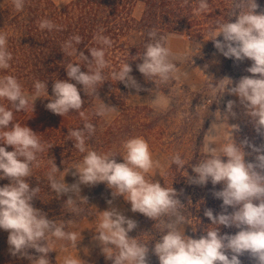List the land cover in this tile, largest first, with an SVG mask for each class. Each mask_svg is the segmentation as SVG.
I'll return each mask as SVG.
<instances>
[{
    "label": "clouds",
    "instance_id": "1",
    "mask_svg": "<svg viewBox=\"0 0 264 264\" xmlns=\"http://www.w3.org/2000/svg\"><path fill=\"white\" fill-rule=\"evenodd\" d=\"M188 3L189 0H184L181 6ZM13 6L16 11H22L24 0H13ZM258 9L260 5L257 0H231L224 18L208 26L206 41H212L220 54L236 62L251 61L246 69L251 75L242 76L235 83L227 77L213 80L208 87L217 94V99L225 92L238 97L255 131L264 137V10ZM211 11L209 0H198L193 7V14L198 17ZM61 27L50 19L39 22L41 30H60ZM103 31L99 29L94 39L97 44L110 48L112 41L102 35ZM172 36V33L161 34L156 29L150 30L144 52L133 59L142 61L136 66L138 71L146 80L155 83L152 104L160 110H166L171 105V99L160 93L158 85H168L186 76L178 64L193 63V57L201 51V44L193 42L182 52H173L169 46ZM218 37H222V40ZM81 43L82 38L76 35L62 45L64 54L75 55L80 62L66 65L67 79L54 81L51 96L45 82L37 80L34 91L28 95L16 77L5 75L0 78V100H7L11 104V108L0 104V180L9 181L0 186V229L8 232L7 243L11 255L26 257L32 264H50L48 254L55 250L57 241L77 248L82 239L81 233L65 230L66 222L49 219L32 203L40 188L30 187L28 178L34 167H40L38 154L53 145L42 143L39 135L30 127L13 123L14 111H28L29 108L34 111L37 98H45L49 101L45 107L53 114L64 117L70 112H78L85 120L82 128L72 129L67 135L74 148L84 154L82 160L64 169L65 174L61 179L56 177V173L61 171L54 158L49 160L51 167L47 180L57 198L67 195L65 205L71 212L79 214L83 211L79 207L80 202L87 203V198L80 196V186L91 187L103 183L112 190L113 197L122 196L130 203L132 212L155 221L159 229V238L153 237L146 243L129 236L138 226L134 219L115 208L99 212L94 239L112 264H149V243L153 245L151 252L158 257L159 264H242L240 258L245 254L252 264H264V144L255 146L246 138L239 143L235 139L234 133L239 131V126L229 125L228 120L236 116L233 110L236 101L228 100L224 113L217 111L218 116L214 113L215 120L203 136L201 159L190 164L176 153L168 161V166L175 165L186 173L185 165H190L195 175L189 176L187 173L186 177L191 184L206 186L211 182L214 187L222 185L221 190L213 191V196L222 200V211L214 215L213 209H205L204 216L211 223L203 227V234L199 238H192L179 227L187 224V217L182 211L185 204L178 198L176 189L153 180L154 170L159 169L161 164L152 158L149 144L142 137L125 140L121 145L123 155L113 151L98 153L87 146L86 141L95 134L96 127L81 111L84 99L77 85L83 86L86 95L99 99L98 89L106 81L104 69L109 67V62L104 47L88 49L89 58L84 51H78L76 45ZM7 45V34L0 33V69L5 70L9 69L12 60ZM197 49L199 54H195ZM82 65L87 71L81 70ZM131 72L127 61L118 71L111 72V78L141 91ZM99 100L94 115L106 117L118 111L116 107ZM7 146L13 150H6ZM246 147L251 148V153L245 151ZM252 153L256 154L254 162H247L245 157ZM117 156L122 157L123 162H117ZM70 169L75 170L72 175L78 179L69 185L64 177ZM149 173L153 175L149 176ZM220 226L235 227L238 231L235 234H221ZM30 249L39 256L30 255ZM61 250L67 249L61 245ZM81 262L71 255L63 259V264Z\"/></svg>",
    "mask_w": 264,
    "mask_h": 264
},
{
    "label": "trees",
    "instance_id": "2",
    "mask_svg": "<svg viewBox=\"0 0 264 264\" xmlns=\"http://www.w3.org/2000/svg\"><path fill=\"white\" fill-rule=\"evenodd\" d=\"M198 0H189L187 6L182 7L184 0H69L67 3L58 6L53 0H24L22 11H16L13 0H0V33H6L8 37V51L12 53L9 69H0V78L5 75H12L21 83L26 94L31 95L34 91V83L39 80L47 83L48 95H52V86L56 79H67L65 67L68 63H79L77 56H68L62 52V45L71 37L79 35L82 43L76 45L78 51H84L89 55L88 49L104 47L106 60L109 67L104 69L106 81L98 89V97L106 99L112 106L117 108L116 116L110 120H104L94 115L93 105L99 99L95 96L86 95L82 85H77L81 90V97L84 99V106L81 111L85 117L96 127L95 134L86 141L89 148L98 153L108 151L123 155L122 143L132 137H142L149 146H157L171 150L188 143L187 152L179 153L181 158L194 164L203 157L201 151L204 130L194 136H187L185 131L186 118L173 131L166 130L170 120L174 119L178 110V82L172 81L168 85H158L161 94L171 96V105L162 113H157L148 105H129L127 103L128 87L121 82L111 78L112 71H118L122 63L127 62L132 68L130 75L137 76L141 88L149 99L153 97L156 85L153 81L146 80L138 71L137 64L142 61L133 60L135 56L142 55L144 46L148 42L147 33L156 29L161 34H178L187 37L188 40L200 43L202 51L209 53L213 50L212 41H206L207 28L217 19L224 18L231 0H209L211 13L195 16L193 7ZM260 10H264V0H257ZM141 6L142 11L139 18L133 16L136 6ZM43 19H50L54 24L62 26L60 30H41L39 22ZM234 19V18H233ZM103 29L102 35L109 37L112 41L110 48L97 44L94 36L99 29ZM222 40V37H218ZM82 71H87L81 66ZM75 83L74 81H72ZM99 87V86H98ZM194 100L198 99L199 93L194 94ZM175 96V97H174ZM49 101L45 98H37L34 103V111L15 112L13 123L26 125L36 132L42 143L53 145L52 148L38 154L40 167H34L31 177L28 178L30 187H39L37 197L33 199V206L47 214L49 219L57 222H66L65 230L77 224L91 214L90 200L100 197L109 198L112 190L105 184L89 186L87 192V203L80 202L79 207L83 211L79 214L71 212L65 205L66 195L57 198L56 193L50 189L47 173L51 167L49 160L54 162L61 172L56 173L57 179L62 178L64 169L72 167L82 160L83 155L74 148L71 140H67L68 131L82 128L85 122L78 112H70L61 117L46 109ZM7 108L11 104L7 100H0ZM194 112V107H190ZM250 142V141H249ZM251 143V142H250ZM255 146L258 144L251 143ZM245 149H248L246 147ZM250 149V148H249ZM6 150H13L7 146ZM251 153L250 151H247ZM171 155V156H172ZM255 153L245 157L247 162H254ZM117 162H123V158L116 157ZM185 171L189 176L195 175L190 165H185ZM187 173L178 170L175 165L169 166L167 173L159 181L162 186L173 187L178 193V198L185 204L182 210L187 217L189 230L185 235L192 238H199L203 234L202 229L211 223L204 216V211L211 208L214 215L222 211V200L213 196V191L222 189V185L215 187L209 182L206 186H198L189 183ZM7 179L0 180V186L8 184ZM232 211L231 208L228 210ZM71 221V223H67ZM137 228L129 233L130 237L149 242L155 237L159 238V229L155 221L137 214ZM196 230L193 232V230ZM238 231L235 227L227 228L220 226L221 234H235ZM8 232L0 229V244H6ZM9 246V245H8ZM152 243H149V264H159L158 257L151 252ZM29 254L39 256L35 250L30 249ZM50 264L55 263L54 255L48 254ZM242 264H252L248 255L241 258ZM32 261L19 255L11 253L5 257L3 264H31ZM92 264H112L105 255L99 257Z\"/></svg>",
    "mask_w": 264,
    "mask_h": 264
},
{
    "label": "rangeland",
    "instance_id": "3",
    "mask_svg": "<svg viewBox=\"0 0 264 264\" xmlns=\"http://www.w3.org/2000/svg\"><path fill=\"white\" fill-rule=\"evenodd\" d=\"M56 5L61 6L67 3L69 0H53ZM142 8L141 6H136L133 11V16L139 18L141 15ZM193 42L188 40L187 37L183 35L173 34L172 39L169 42L173 52H182L186 46L192 44ZM195 54H199V49ZM251 65V61L245 60L243 62H236L234 59L225 58L220 54L215 47L209 53L203 52L202 47L199 55L193 57V63L191 61L178 64V67L182 73H186V76H181V79L178 80L179 91L178 94V110L174 119L170 120L165 128L166 130L173 131L174 128H178L179 124L182 123L184 118L186 122L182 125H185L184 133L189 137H194L198 135L204 124L207 123V127L204 130L205 132L211 126L212 122L215 120L214 113L217 111L224 113L226 104L228 100L236 101V106L234 107V112L236 113L235 118L230 117L228 120L229 125H238L239 131L234 133V137L239 143L245 138L251 143L264 144V137H261L255 131L252 123L250 122L249 117L245 115V110L243 106L239 104V99L236 96L229 95L225 92L221 97L217 99V94L208 87L213 80H220L222 78H230L235 83L242 76L251 75L246 71V69ZM135 80L139 83L140 80L137 76H133ZM141 86V84L139 83ZM142 89V88H141ZM196 93H199L198 99L194 100ZM166 95V94H163ZM171 99L170 95H166ZM175 97V96H174ZM154 96L149 99L148 95L144 94V91H136V89L128 87L127 94V103L129 105H148L154 109L157 113H162L165 110L157 109L152 104V99ZM217 99V100H216ZM105 104L112 106L106 99L102 100ZM100 100L94 103L93 108L96 110V107L99 105ZM190 107H194V112H192ZM169 108V107H168ZM167 108V109H168ZM166 109V110H167ZM117 112L111 113L106 117H102L104 120L110 121L116 116ZM215 115H219L216 113ZM230 130V129H228ZM152 153V158L154 160L160 161L161 167L155 169V175L153 180H158L162 178L168 171V161L171 155L174 152H187L188 143H185L183 146H178L171 150L164 149L161 147L149 146ZM202 148V147H201ZM245 151H252L251 148L245 149ZM74 169H70L69 172L65 175L64 180L69 185L75 183L78 179L72 175ZM65 173L62 174V177ZM149 176L153 175L152 173L148 174ZM80 196L86 197L89 186L81 185L80 186ZM73 198L75 199L74 194ZM68 198V196L66 195ZM108 201H112L111 204ZM91 214L85 220L70 226L68 231L81 233L82 239L78 242L77 248H73L69 243L64 241H57L54 245L55 250L52 251L55 263L54 264H63V259L65 256L71 255L78 257L82 262L81 264H92L99 257L104 254L101 251V246L99 242L94 239L97 235L95 232L96 225L99 221V212L108 210L109 208H115L124 214L126 217L137 220L138 212L131 211V205L129 202L125 201L122 196L117 197H100L90 200ZM180 230L185 233L189 230L188 225H180ZM61 245L67 249L66 251L61 250ZM10 254L9 246L6 244H0V264H3L6 256ZM32 264V263H31ZM52 264V263H51Z\"/></svg>",
    "mask_w": 264,
    "mask_h": 264
}]
</instances>
